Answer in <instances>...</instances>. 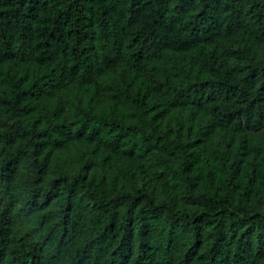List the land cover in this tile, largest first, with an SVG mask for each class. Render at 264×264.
I'll list each match as a JSON object with an SVG mask.
<instances>
[{"label":"trees","instance_id":"trees-1","mask_svg":"<svg viewBox=\"0 0 264 264\" xmlns=\"http://www.w3.org/2000/svg\"><path fill=\"white\" fill-rule=\"evenodd\" d=\"M262 38L264 0H0V264H264Z\"/></svg>","mask_w":264,"mask_h":264},{"label":"rangeland","instance_id":"rangeland-1","mask_svg":"<svg viewBox=\"0 0 264 264\" xmlns=\"http://www.w3.org/2000/svg\"><path fill=\"white\" fill-rule=\"evenodd\" d=\"M255 45H256V50L259 54H264V38H262L259 41L255 40ZM93 90H89L88 92H84V102L86 103L88 101V94L92 93ZM96 98L94 100V104L96 105L97 108L102 109L103 111L107 112L108 111V102L106 99V95L102 89L101 86H99V88L96 90ZM116 108L117 110L124 114L125 117L129 116L130 110H129V106L126 104H122V103H116ZM225 132H227L226 130H215L213 133V139L216 142H220L224 137H225ZM247 139H251L254 141H261L264 138V131L260 132V133H251V134H246L245 136ZM113 160V159H111ZM59 163L61 165V167L64 169V171L66 173L69 174H74L77 173V161L75 159V157L73 156L72 152H60L59 153ZM125 161L121 160L120 164L124 166ZM54 173L53 172H49L48 177H53ZM122 176V175H121ZM155 181H151L152 184H154ZM157 186V185H155ZM261 209L264 210V206H261Z\"/></svg>","mask_w":264,"mask_h":264}]
</instances>
